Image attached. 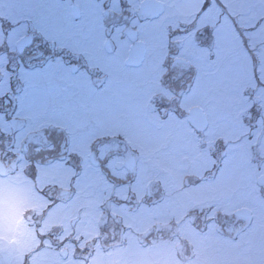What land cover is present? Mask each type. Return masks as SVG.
Instances as JSON below:
<instances>
[{"label":"rangeland","instance_id":"obj_1","mask_svg":"<svg viewBox=\"0 0 264 264\" xmlns=\"http://www.w3.org/2000/svg\"><path fill=\"white\" fill-rule=\"evenodd\" d=\"M90 1L0 0V160L17 161L0 176V264H264V0H161L155 19L138 0H93V22ZM207 26L212 54L196 37ZM128 28L147 47L137 68ZM33 35L53 50L18 52ZM193 105L210 117L204 139ZM247 205L251 223L234 213Z\"/></svg>","mask_w":264,"mask_h":264},{"label":"water","instance_id":"obj_2","mask_svg":"<svg viewBox=\"0 0 264 264\" xmlns=\"http://www.w3.org/2000/svg\"><path fill=\"white\" fill-rule=\"evenodd\" d=\"M143 12H147V13H151L153 16H158L161 12H163V8H162V2L157 1V0H144L142 2V7H141ZM77 11V9L75 10ZM129 37L132 40L136 39L137 36V32L135 30H129L128 31ZM30 36L27 37H23L20 41H18L17 43V47L19 50H22L23 46L29 42L30 40ZM144 42L143 41H136L130 51H129V56L127 58V62L128 63H139L145 54V46H144ZM106 48L109 49V43L106 42L105 44ZM76 66H72V69H75ZM199 110V108H195L193 110L194 115L191 116V118L195 121H198V119L200 120V122H202L201 116H199V112L197 111ZM134 163V159L131 156L128 160H127V166L131 169ZM4 172V168L2 166V163L0 162V173ZM261 181L263 182V179H261ZM65 193V191H63ZM247 211V210H246Z\"/></svg>","mask_w":264,"mask_h":264},{"label":"bare ground","instance_id":"obj_3","mask_svg":"<svg viewBox=\"0 0 264 264\" xmlns=\"http://www.w3.org/2000/svg\"><path fill=\"white\" fill-rule=\"evenodd\" d=\"M160 2H161V0H159ZM89 3V1H87V4ZM88 9H89V13H90V20H91V22H93V21H98V15H97V13L95 12L96 11V9H95V6H94V1L92 0V2L90 1V4L88 5ZM153 19H155V18H153ZM92 27H93V24L91 25ZM155 26H157V25H154V24H151V32H152V35L153 36H155L154 35V31H153V29H154V27ZM93 29L95 30L94 32H95V34H97V33H99V30H97V29H95L94 27H93ZM147 32H149V31H147ZM227 35H228V33H224V34H222V37H224V39L222 40V44L224 45V46H227L228 44H229V37H227ZM139 40L140 41H142V39L141 38H139ZM122 51L124 52L125 51V47H124V49H122ZM122 52H121V54H119L118 55V58L117 59H120L121 58V56H122ZM108 61H110V59L108 60ZM229 62L231 63V64H229L232 68L233 67H235V65L238 67V70H240V71H243L242 70V68L241 67H239V61H238V59H232V60H229ZM236 67V68H237ZM235 68V69H236ZM241 68V69H240ZM187 81H188V79H187ZM186 81V82H187ZM106 83H107V80H106ZM105 83V84H106ZM104 84V85H105ZM186 84V83H185ZM104 85L102 86V88L104 87ZM193 91V88H191V90H190V93ZM189 93V94H190ZM206 111V110H205ZM207 113V112H206ZM207 116L209 117V115H208V113H207ZM209 120H210V117H209ZM211 125V124H210ZM207 129H209V125H208V128ZM168 153H170V152H168ZM177 155H175V157H176ZM165 158H166V160L167 161H169L170 162V164L172 165V162H171V160L169 159V155H166L165 156ZM216 159H217V157H216ZM237 161V159H236V156L234 155V156H232V159H231V163H230V166L228 167V169L225 171V174L222 176V183L223 184H225V183H228V181L226 180V177H227V174H229L230 173V175H234L235 173H236V169H237V166H236V162L235 161ZM177 166L175 165V167L172 165V168H173V171L174 172H176L177 170L175 169ZM223 164L219 167V169H218V172H217V174H216V177H215V180L216 179H218L219 178V176L221 175V171H223ZM230 183H231V180H230ZM142 214H145L144 212H142ZM235 238H237L236 236H235ZM239 239V238H238ZM95 254H96V252L93 254H91L90 256H95Z\"/></svg>","mask_w":264,"mask_h":264},{"label":"flooded vegetation","instance_id":"obj_4","mask_svg":"<svg viewBox=\"0 0 264 264\" xmlns=\"http://www.w3.org/2000/svg\"><path fill=\"white\" fill-rule=\"evenodd\" d=\"M140 2H141V0H138V1H136V4H137V8L139 9V7H140ZM203 8H204V3H203ZM201 9V8H200ZM198 14V13H197ZM197 17V16H196ZM214 28V26H207V27H205L204 29H202L201 30V32H199L200 34L198 35V36H196L198 39L200 38L201 39V44H203V45H206V46H208L209 47V49H210V53L209 54H212V53H214L215 52V50L213 49L214 48V42H215V40H217V39H219V37H218V32H215V31H213L212 29ZM188 31V29H186L185 31H183L184 33L185 32H187ZM177 60H181L182 62H181V64H184V65H188V64H192V61L191 60H188V59H186V58H183V57H178L177 55L176 56H174V58H173V61L175 62V61H177ZM143 63V62H142ZM127 67H130V66H128V65H126ZM260 99V98H259ZM186 115H187V118H189L188 117V112L186 113ZM207 118H208V121H209V123H210V120H209V117L207 116ZM199 128H201V126H199ZM66 142L67 141H63V144H66ZM8 151V150H7ZM7 154H9L8 152H7ZM10 156H16L18 159L19 158H21V155L20 154H18L16 151H13V152H11V154H10ZM17 161H15V163H16ZM3 163H4V160H3ZM15 163H10V165L8 164V169H7V164H4L5 165V173H4V175H8L11 171H12V169H16V164ZM4 175H0V176H4ZM63 194H65V193H63ZM241 207V206H240ZM237 208H239V207H237ZM236 208V209H237ZM235 209V210H236ZM234 210V211H235Z\"/></svg>","mask_w":264,"mask_h":264},{"label":"snow or ice","instance_id":"obj_5","mask_svg":"<svg viewBox=\"0 0 264 264\" xmlns=\"http://www.w3.org/2000/svg\"><path fill=\"white\" fill-rule=\"evenodd\" d=\"M115 2L118 3L119 0H115ZM99 3H100V8H101V10L107 12L108 10H107V9H104V0H99ZM8 23L13 25V28H10V29H9V35H10L13 31H15V25L18 23V21H16V20H9ZM37 39H42L44 43H48V44L50 45V51L53 50L52 47H51V42L48 41V40H46V39H44L42 36H39V37H38V36H36V35H33V36L30 38V40H29V46L31 45V43H32L33 41H35V40H37ZM56 51H62V49H57ZM58 58H59V57H58ZM47 62H51V57L48 58V61H47Z\"/></svg>","mask_w":264,"mask_h":264}]
</instances>
